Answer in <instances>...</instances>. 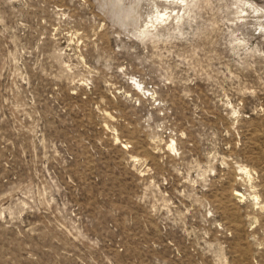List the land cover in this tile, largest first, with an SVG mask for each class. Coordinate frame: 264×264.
I'll return each mask as SVG.
<instances>
[{"label":"rangeland","instance_id":"374dc122","mask_svg":"<svg viewBox=\"0 0 264 264\" xmlns=\"http://www.w3.org/2000/svg\"><path fill=\"white\" fill-rule=\"evenodd\" d=\"M0 264H264V0H0Z\"/></svg>","mask_w":264,"mask_h":264},{"label":"bare ground","instance_id":"6f19581e","mask_svg":"<svg viewBox=\"0 0 264 264\" xmlns=\"http://www.w3.org/2000/svg\"><path fill=\"white\" fill-rule=\"evenodd\" d=\"M173 146V142L172 141H170V143H169V147H172ZM243 166V165H242ZM241 167V166H240ZM245 170V172H246V174L248 173V170H247V168L246 167H243V171ZM249 174V173H248ZM233 195L235 196V197H237V198H239V199H242L243 197H244V195L242 194V193H240V192H238V191H233ZM254 197H256V195L254 196ZM257 198V197H256Z\"/></svg>","mask_w":264,"mask_h":264}]
</instances>
